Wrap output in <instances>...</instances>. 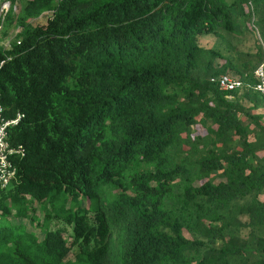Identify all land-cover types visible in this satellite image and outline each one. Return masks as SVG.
<instances>
[{"label": "trees", "instance_id": "1", "mask_svg": "<svg viewBox=\"0 0 264 264\" xmlns=\"http://www.w3.org/2000/svg\"><path fill=\"white\" fill-rule=\"evenodd\" d=\"M253 15L264 44V0L8 9L21 26L0 44V101L23 114L9 139L26 152L0 187V264H264V94L212 79L255 82L264 48L201 42Z\"/></svg>", "mask_w": 264, "mask_h": 264}, {"label": "rangeland", "instance_id": "2", "mask_svg": "<svg viewBox=\"0 0 264 264\" xmlns=\"http://www.w3.org/2000/svg\"><path fill=\"white\" fill-rule=\"evenodd\" d=\"M29 0H18L16 4H13L11 0H0V9L5 14L8 9L11 7L14 8L15 14H17L20 10V7L24 4H26ZM231 1V0H229ZM51 13L50 10H46L43 13L36 15L32 21L34 23H42L45 22L47 19V16ZM4 14L0 17V44L4 45L5 47H9L11 45V42L17 38V32L19 27L21 26L20 22L18 20H14L12 23L6 25L4 20ZM17 19V18H16ZM257 16L253 15L252 20L248 19V23L250 26H253V28L249 27L248 29H244L242 33L234 34L229 33L226 29H224L221 26L217 27V30L221 33L218 34L216 32H209L206 34H203L201 36V42L205 46L208 47H216L223 52L227 54H235V50L229 47L230 44H235L238 49H250L252 51L256 50L259 46V44L263 45V40L261 38V30L258 27V24H256ZM247 23V22H246ZM245 28V25H243ZM218 61H221V58L217 59ZM256 112H262L264 114V106L256 109ZM249 120V119H246ZM12 186V182L9 184L8 187ZM261 197H264V194H261ZM44 208V207H43ZM42 208V205L37 202V216L39 217L40 221L43 219L44 215V209ZM26 222H28V225L30 228L34 229L40 236L43 235V229H40V225L31 224L29 222V218H24ZM64 226L62 220L55 219L52 223L53 227L56 226ZM68 230L71 229L70 225H67Z\"/></svg>", "mask_w": 264, "mask_h": 264}, {"label": "built area", "instance_id": "3", "mask_svg": "<svg viewBox=\"0 0 264 264\" xmlns=\"http://www.w3.org/2000/svg\"><path fill=\"white\" fill-rule=\"evenodd\" d=\"M255 82H246L243 78L232 73H225L220 76H213L218 85L225 90H235L244 87L246 84L264 94V58L255 69ZM229 98L233 94L228 93ZM23 114L18 112L15 117H8L5 114V106L0 101V187L7 188L16 177L18 172L15 156L25 154L22 144H13L9 139L11 125L17 123Z\"/></svg>", "mask_w": 264, "mask_h": 264}]
</instances>
